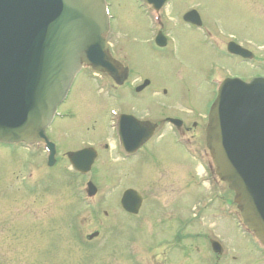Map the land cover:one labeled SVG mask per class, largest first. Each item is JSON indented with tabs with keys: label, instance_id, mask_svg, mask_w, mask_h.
<instances>
[{
	"label": "rangeland",
	"instance_id": "obj_1",
	"mask_svg": "<svg viewBox=\"0 0 264 264\" xmlns=\"http://www.w3.org/2000/svg\"><path fill=\"white\" fill-rule=\"evenodd\" d=\"M109 2V54L127 67V84L149 81L134 99L137 117L197 121L203 144L219 65L222 78L239 75L247 82L264 74V0H168L160 27L168 46L161 50L151 42L155 22L136 0ZM189 10H196L209 26L208 42L183 24L181 15ZM220 38L247 46L252 59L215 58L211 46ZM105 80L93 71L81 72L58 107L60 115L74 117L55 119L48 128V138L59 151L54 167H46L41 147L0 145V264H151L145 255L149 252L176 264H214L204 239L214 232L224 250L215 264H264L243 247L234 223L238 211L233 194L214 181L205 159L195 157L199 165L193 161V140L185 138L176 147L161 129L146 145L148 159L133 160L131 169L117 160L108 134V111L115 107L104 97L110 87ZM104 142L108 151L101 147ZM87 146L99 152L92 199L85 196L88 177L74 173L64 155ZM126 189L143 197L139 219L120 209ZM92 233L96 238L87 242ZM175 233L182 238L178 243Z\"/></svg>",
	"mask_w": 264,
	"mask_h": 264
},
{
	"label": "water",
	"instance_id": "obj_2",
	"mask_svg": "<svg viewBox=\"0 0 264 264\" xmlns=\"http://www.w3.org/2000/svg\"><path fill=\"white\" fill-rule=\"evenodd\" d=\"M145 1L157 9L165 2ZM183 20L199 24L196 12ZM107 30L104 0H0V143L41 142L52 161L45 129L81 64L115 72L103 38ZM229 50L249 56L235 45ZM146 125L150 136L154 126ZM205 143L216 176L234 193L243 224L264 247V78L222 82L208 113ZM92 151L68 154L72 167L89 170ZM140 204L136 192H124L121 207L126 212L136 214ZM218 248L212 247L216 253Z\"/></svg>",
	"mask_w": 264,
	"mask_h": 264
},
{
	"label": "flooded vegetation",
	"instance_id": "obj_3",
	"mask_svg": "<svg viewBox=\"0 0 264 264\" xmlns=\"http://www.w3.org/2000/svg\"><path fill=\"white\" fill-rule=\"evenodd\" d=\"M106 1H107V5H108V10L110 11V7H111L110 2H109V0H106ZM136 1L140 5L138 7L139 9L146 10L149 15L153 12L150 7L143 4L140 0H136ZM202 25H204V24L202 23ZM187 26H190V25H187ZM192 27H194V26H192ZM194 29L199 31L200 27H194ZM202 42L204 43V42H208V41L204 39V41H202ZM219 42H220V47L225 48L227 46V44L231 42V40L225 41L223 39L222 40L219 39ZM245 47H247V46H245ZM214 57L215 58L216 57H220V58L224 57L223 52L222 51L216 52ZM103 76L106 78L105 81H108L107 82L108 85H110V87L107 88V91H106L104 97L108 101L112 102L114 107H115V108H111L115 111V115L112 117V125L108 131V134H109V138H110L112 145H113V149H112L113 154L116 158H118L117 160H119V162H121V164L125 163V165L129 166V169H131L132 164H133L131 162L133 160H135V159H139V160L148 159L146 156L151 155V151L146 149V145H148V143L151 141L153 136L161 129L162 130L160 131V134L163 131H166V134L168 135V138L170 139L171 143L173 145H175L176 147H180L181 142H182L185 135H188L191 139H193L197 143H199V136L201 137V135H199L197 133V131L199 130V125L197 124V121H193L191 123H188L186 120H183L179 117H166L164 119L155 118L154 121H149L147 119V117H145V115L147 116V114H145L141 117H137L134 115V114H136L134 109H133L134 103H135L134 99H136L138 97V95H140L144 90H142L139 93H136L135 86H131V83L127 84V82H129L127 70L122 69L119 66V68L115 69L114 74H112L111 76L108 74H103ZM255 76L264 77V74L260 73V74H257ZM67 115L69 116V118L74 117V115L71 113H68ZM139 116H140V114H139ZM131 117L134 118L139 123H136L135 121H133L131 119ZM169 119L179 120V126H177V124H173V123L169 122ZM147 121L155 124L153 135L151 136V138L148 141L142 142L140 144V146H138L136 148V142L138 140L144 141L145 134L148 131V125L143 124V123L147 122ZM164 125L166 126L165 128H163ZM154 138L160 139L161 137H158V138L154 137ZM107 142H104L101 146L104 151H108L109 146H108V144H106ZM87 147H90V146H87ZM94 150H95V155H96L95 160H96L98 155H99V152L96 149H94ZM67 153L68 152H66L64 155H67ZM57 154H58V151H57ZM152 154H154V153L152 152ZM95 160L93 162L91 169H94ZM130 165H131V167H130ZM123 192H122V194H123ZM122 194H121V196H122ZM227 194H229V192H227ZM227 203L229 204V202H227ZM122 212H124V211L122 210ZM126 215H128L129 218L139 219V216H137V215H135V216H132L129 214H126ZM141 219H142V217H141ZM140 223L142 224V223H146V222H140ZM211 234H213V233H211ZM242 237L244 239L242 244H243V247L245 246L244 247L245 251H246V249H247V251H252L253 252L252 254H257L258 257L261 260H263V262H264V252L256 244L255 240L250 235H246L245 233H242ZM173 239L175 240V243H178L182 240L179 233H175ZM204 239H206V241L208 243H210V245H212L211 241L214 239H217L219 242H221L220 237H218V233L215 234V232L213 235H209V237L205 236ZM246 239H247V241H246ZM92 240H94V239H92ZM92 240H89L88 242H91ZM239 247H240V245H239ZM196 249L197 248H195V250ZM179 257L182 258L183 257L182 254ZM131 259L132 258L130 255L128 260L131 261ZM216 259H219V257H216ZM150 260H152V258ZM135 263H136V261H135ZM159 264H176V263H174L172 260L168 261L167 258L164 257V258H161V262Z\"/></svg>",
	"mask_w": 264,
	"mask_h": 264
},
{
	"label": "bare ground",
	"instance_id": "obj_4",
	"mask_svg": "<svg viewBox=\"0 0 264 264\" xmlns=\"http://www.w3.org/2000/svg\"><path fill=\"white\" fill-rule=\"evenodd\" d=\"M74 84V83H73ZM237 246H238V244H237Z\"/></svg>",
	"mask_w": 264,
	"mask_h": 264
}]
</instances>
